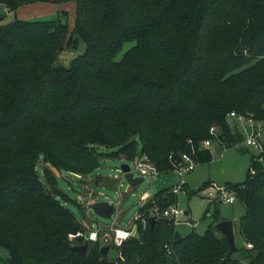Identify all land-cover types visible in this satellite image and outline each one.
<instances>
[{
    "label": "trees",
    "instance_id": "obj_1",
    "mask_svg": "<svg viewBox=\"0 0 264 264\" xmlns=\"http://www.w3.org/2000/svg\"><path fill=\"white\" fill-rule=\"evenodd\" d=\"M46 1L0 6L15 12ZM75 1L71 29L64 13L0 25V246L8 252L0 264L116 262L101 252L100 234L85 254L71 250L85 240L68 236L87 228L57 198L46 166L85 184L100 166L102 147H119L114 156L132 162L140 139L139 156L161 173L173 171L181 154L197 165L211 162L206 140L239 147L244 137L231 113L264 125V0ZM263 157L251 156L244 181L226 184L244 206L246 262L214 229L220 203H209L212 224L203 234L182 235L159 216L177 203L173 190L140 208L136 234L118 249V262L264 264ZM200 190L180 185L189 197Z\"/></svg>",
    "mask_w": 264,
    "mask_h": 264
},
{
    "label": "rangeland",
    "instance_id": "obj_2",
    "mask_svg": "<svg viewBox=\"0 0 264 264\" xmlns=\"http://www.w3.org/2000/svg\"><path fill=\"white\" fill-rule=\"evenodd\" d=\"M3 8V6H0V18L3 16ZM125 49L126 46L123 51ZM70 57L65 56L62 59ZM229 123L231 125L234 124L232 120H229ZM235 124L237 130L244 138L250 133L251 126L247 121H235ZM141 147L142 143L140 139H137L134 144L135 160L140 157ZM209 149L212 153V161L208 164L196 165L193 171L184 173L182 176L178 172L170 170L159 172L158 176L143 178L135 172V178H143V182L135 187H130L125 181L123 173L117 171V169H121L120 166L122 164L129 163L121 155L114 156L118 152L119 147H102L99 150L103 157L101 158L100 166L85 180L87 186L81 183L78 178L69 175L63 170L57 171L48 166L46 168H49L54 176L55 188L61 193V195L57 196L61 204L72 212L82 226L87 228L86 234L89 230L99 232L100 244L104 246L107 245L102 239L105 234L110 233L114 228H133L140 208L144 207L158 192L172 191L182 183L187 184L190 190L200 188L201 190L191 197L187 196L184 191L178 192L177 205L188 211L189 214L181 219V223L176 226V229L182 235H186L192 230L198 234H203L212 224V219L206 212L209 201L201 191L211 184L227 189V183L234 184L244 181L251 156L256 157L259 154L257 150L248 148L243 144L239 147L225 149L218 142H212ZM112 153L113 156H106V154ZM261 162L264 164V157ZM44 166L42 161L36 166L38 178L43 183H45ZM99 176L110 178L113 183L105 186L89 182L91 178ZM203 184H206V186H203ZM93 198L95 202H108L115 205V212L110 219L101 218L88 208L87 202ZM217 208L221 219L230 220L234 223L235 247L238 249V252L234 253V257L242 260L241 255L245 248V241L239 233V220L245 212L244 206L236 200L232 204L220 203ZM209 210L212 211L213 207L210 206ZM7 258L8 252L0 246V259L5 261ZM108 258L115 260L116 251L114 248L109 250ZM242 261L246 262L245 260Z\"/></svg>",
    "mask_w": 264,
    "mask_h": 264
},
{
    "label": "built area",
    "instance_id": "obj_3",
    "mask_svg": "<svg viewBox=\"0 0 264 264\" xmlns=\"http://www.w3.org/2000/svg\"><path fill=\"white\" fill-rule=\"evenodd\" d=\"M230 118L243 122L247 121L251 128L250 133L244 138L242 144L248 148H253L258 151V153L264 152V125L261 123H257L252 120H246L245 118L235 115L234 113L230 114ZM209 133L211 135H214L215 128L211 127L209 130ZM212 144V140H206L202 142L203 148H209ZM130 172L135 174H139V176L146 178V177H154L159 175V171L156 168V166L150 161V159L145 156L141 155L136 160L128 163ZM197 164L193 161V159L187 155V154H181L180 155V161L178 164L173 168V171L178 172L181 176L184 173H188L194 170L195 166ZM118 172L122 173L121 169H117ZM74 175V174H72ZM124 175V174H123ZM77 177L76 175H74ZM180 191V186L173 190L175 194H178ZM201 193L205 196L206 199H208L209 203H227L232 204L236 201V198L233 193L227 191L224 187H219L217 185H209L206 189L202 190ZM156 212H158V209H154ZM185 210H183L181 207H179L176 204L171 205L165 209H163L161 212H159V216L166 218L170 221L174 226H177L181 223V219L185 217L184 215ZM138 217H136L137 219ZM157 218V217H156ZM135 219V220H136ZM136 234V225H134L133 228H127V229H119L114 228L110 231V233L105 234L102 239L107 243L114 247L116 251V262L113 264H120L118 262V258L122 259L118 249L123 245V243L129 239L130 237L134 236ZM81 237L85 241H92L95 242L99 239V232H95L93 230H89L88 233L83 232H77L76 234L72 235L70 234L68 238L70 240ZM247 247L251 248V245H247Z\"/></svg>",
    "mask_w": 264,
    "mask_h": 264
},
{
    "label": "crops",
    "instance_id": "obj_4",
    "mask_svg": "<svg viewBox=\"0 0 264 264\" xmlns=\"http://www.w3.org/2000/svg\"><path fill=\"white\" fill-rule=\"evenodd\" d=\"M75 10H76V1L75 0H48L46 2L34 3L22 6L18 8L15 12H8L4 7L2 9V17L0 18V25L7 24L11 22L14 18L18 20H44L48 18L55 17L59 13H64L67 16V23L69 28L71 29L75 22ZM2 19V21H1ZM7 19V20H6ZM263 125V124H262ZM89 181L91 184L96 183L100 185L108 186L113 183L110 178H103L99 180H95V178H91ZM96 181V182H95ZM212 183V182H211ZM87 186V184L85 183ZM95 199L93 198L87 204L94 203ZM87 205V206H88ZM225 220V219H222Z\"/></svg>",
    "mask_w": 264,
    "mask_h": 264
},
{
    "label": "water",
    "instance_id": "obj_5",
    "mask_svg": "<svg viewBox=\"0 0 264 264\" xmlns=\"http://www.w3.org/2000/svg\"><path fill=\"white\" fill-rule=\"evenodd\" d=\"M122 173L124 174V179L128 183L130 187H135L138 184L143 182V178H135L133 173L129 170L128 164H122L120 166ZM88 208L93 211V213L101 218L110 219L115 212V205L113 203L108 202H94L88 205ZM185 216H188V211H185ZM156 220V217H151L150 222ZM214 229L217 233L225 238L230 250H236L235 247V231H234V223L230 220H222L214 225ZM88 241H85L82 245H76L71 248L73 252H77L80 254H85L88 249ZM109 250V246L106 245L101 249V252L107 254Z\"/></svg>",
    "mask_w": 264,
    "mask_h": 264
}]
</instances>
